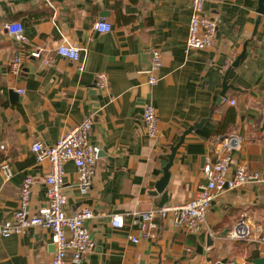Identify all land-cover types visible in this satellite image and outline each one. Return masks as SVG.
Wrapping results in <instances>:
<instances>
[{"label": "crops", "instance_id": "0c3cea01", "mask_svg": "<svg viewBox=\"0 0 264 264\" xmlns=\"http://www.w3.org/2000/svg\"><path fill=\"white\" fill-rule=\"evenodd\" d=\"M261 3L206 0V12L217 21L213 44L189 49L191 0H0V161L8 159L13 169L6 181L0 175V222L17 208L28 175L34 179L28 208L36 212L47 202L49 162H36L32 142L51 144L90 116L89 141L100 148L92 187L80 194L76 167L68 161L62 188L68 213L82 207L92 211L84 224L94 249L81 264H130L137 253L139 264H256L254 259L264 257V242L256 238L264 234V182L218 194L194 234L176 227L170 213L153 218L149 238L133 243L129 236H139V225L131 223L133 211L159 207L155 186L181 136L168 168L165 204H181L196 194L206 181L204 167L220 151L219 134H239L242 146L233 163L264 177ZM100 18L111 24L109 32L92 28ZM6 22L21 23L26 38L17 73L10 70L16 43L4 29ZM64 42L80 48L79 61L56 54ZM34 48L41 49L40 57L30 56ZM154 48L160 50L162 64L150 86ZM47 58L53 63L47 65ZM98 72L106 75L105 89L95 85ZM224 81L228 86L219 101ZM147 102L157 112L155 137L143 127ZM116 214L123 216L121 228L111 224ZM241 216L254 238H227L226 231ZM55 249L47 229L30 227L0 236V264H51Z\"/></svg>", "mask_w": 264, "mask_h": 264}, {"label": "built area", "instance_id": "2783aa9c", "mask_svg": "<svg viewBox=\"0 0 264 264\" xmlns=\"http://www.w3.org/2000/svg\"><path fill=\"white\" fill-rule=\"evenodd\" d=\"M206 0H191V14L188 24L186 46L189 49H204L212 46L217 21L204 8ZM264 4V2H263ZM264 21V12L262 14ZM92 28L99 32H109L111 24L104 18L93 22ZM4 29L10 38L16 43L10 62V70L17 73L21 69L23 58L22 45L26 42L24 29L19 22H6ZM58 56L79 61L80 48L64 42L55 48ZM30 56L38 58L41 55L40 48H34L29 52ZM151 64L148 69L147 83L150 86L156 84L158 72L161 67L160 50L154 48L150 51ZM47 65L53 63L52 58L44 60ZM82 64L78 69L82 70ZM95 85L98 88L108 87L106 75L102 72L95 74ZM20 93L21 90L18 89ZM232 104L234 101H230ZM142 121L144 131L149 137H155L158 133V117L154 105L147 102L143 106ZM93 119L84 117L81 121L61 134L59 138L46 144L41 141L32 142L30 149L36 162L47 160L49 170L44 177L46 185L47 202L36 212L28 208L34 179L26 176L20 186L18 206L11 217L0 222V236L21 234L28 228L40 226L50 232L51 240L56 244V249L51 258V264H81L86 256L94 249V240L85 226V220L92 217L89 207H82L72 213L65 210L66 197L62 191L64 164L72 161L77 170V188L84 195L92 187L96 161L100 148L89 141V133ZM216 142L220 145V151L215 160L204 167L206 181L199 185L196 194L181 204H163L147 211H133L131 223L139 225V236H129L133 243L140 238H149L150 230L155 227L153 218L156 215L165 216L172 213L173 223L186 233L198 232L206 219V211L211 201L220 193L235 190L251 181L264 182V177L259 171L248 168L245 164H234V153L242 146V138L236 132L219 134ZM13 174L10 161H0V175L3 180H8ZM112 226L121 228L124 226L123 216L116 214L111 218ZM229 239L254 238L253 232L247 222L246 216L240 219L226 231ZM264 242V234L256 236ZM140 254L130 264H139ZM203 264H236L234 261H214Z\"/></svg>", "mask_w": 264, "mask_h": 264}, {"label": "water", "instance_id": "95a60500", "mask_svg": "<svg viewBox=\"0 0 264 264\" xmlns=\"http://www.w3.org/2000/svg\"><path fill=\"white\" fill-rule=\"evenodd\" d=\"M262 3L260 4L261 5V11L264 12V0H261ZM238 60V59H237ZM237 60L234 62V65H236L237 63ZM227 84L226 82L224 81L223 83V86H222V90L219 94V97H218V100L220 101L222 99V97H224V93H225V90L227 89ZM191 129V128H190ZM189 129V130H190ZM187 130L185 132V134L189 131ZM183 141V136H181L179 142L177 144H175L174 146L171 147V153L169 154L168 156V162L166 163V165L163 167V176L160 180L157 181L156 183V186H155V192L154 194L156 193H159L161 194V197H160V201L158 203V206H162L163 204H165L167 202V199H168V193L165 189L167 183H168V180H169V177H170V172L168 171V168L170 167L171 163H172V159L174 157V154H175V151L178 147V145ZM55 247H56V244H55ZM254 263L256 264H264V257H258L256 259H254Z\"/></svg>", "mask_w": 264, "mask_h": 264}]
</instances>
